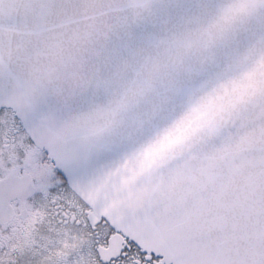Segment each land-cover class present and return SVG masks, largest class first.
Here are the masks:
<instances>
[{
	"label": "snow or ice",
	"instance_id": "6c2138e0",
	"mask_svg": "<svg viewBox=\"0 0 264 264\" xmlns=\"http://www.w3.org/2000/svg\"><path fill=\"white\" fill-rule=\"evenodd\" d=\"M0 264H264V0H0Z\"/></svg>",
	"mask_w": 264,
	"mask_h": 264
}]
</instances>
